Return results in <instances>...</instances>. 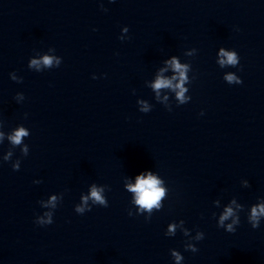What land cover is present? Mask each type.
Instances as JSON below:
<instances>
[{
	"label": "clouds",
	"instance_id": "obj_1",
	"mask_svg": "<svg viewBox=\"0 0 264 264\" xmlns=\"http://www.w3.org/2000/svg\"><path fill=\"white\" fill-rule=\"evenodd\" d=\"M114 2V0H110ZM107 11V9H104ZM124 33H127L129 29L124 27L122 29ZM125 37L121 36L120 39L123 40ZM48 51L55 52L54 48H49ZM196 49H191L186 51L184 54L186 56H194L196 54ZM219 59L217 60L218 65L221 68L226 66L236 67L239 64V56L235 50H225L224 47L219 49ZM62 63V58L59 56L53 55H43L39 59L30 58L28 62L29 69H35L37 72H40L42 67L51 69L54 67H59ZM172 70L177 74L174 75L171 79L164 78L162 76H157L155 82L151 84V88L156 92V99L160 101V90L161 89H170L175 92V100L178 105L186 104L190 101L191 97L186 95L189 89L184 85L190 83L188 77V72L191 71L190 63H180L177 56L173 55L170 60L165 61ZM163 71V69L161 70ZM10 78L16 82H22V78L18 77L15 73H10ZM96 77L93 76V79ZM223 79L228 84H241L242 80L235 73L229 72L224 75ZM173 81H177L173 83ZM17 102H20L24 99L22 93H17L16 95ZM164 101H168V97H164ZM137 104L140 105L139 111L143 113H148L151 111L152 105L143 99L137 100ZM164 106L171 111V106L169 103H164ZM203 113H201L202 115ZM2 127V125H0ZM30 135L29 130L24 126H17L13 129L8 135L7 140L10 142L12 148L20 147L21 153L23 156H27L29 153V147L27 144H24V139ZM5 139V132L0 131V143ZM13 156L12 149L3 156L4 161H9ZM14 171H18L20 168V161L16 160L12 164ZM34 183H40V181H34ZM164 180L159 178L157 175H154L152 171H147V174L141 173L136 176L135 184L128 183L126 188L129 192L134 193V204L138 206V209L135 215H140L147 213L145 220H150L153 210L159 211L163 207L162 201L166 198L168 190L164 187ZM244 187H249V182L244 180ZM108 188L107 185L97 186L93 183L90 187L88 195H82L80 198V203L75 206V212L77 214H84L86 211H91L92 205H99L102 207H108V201L104 195L105 190ZM62 199V195L60 197ZM91 201V204L89 203ZM40 206L43 208H50V211H46L43 215L37 216L35 223L40 226H46L53 223V210L57 207V197L55 195L51 196L47 203H44L43 200L40 202ZM215 206L219 207L220 201H214ZM233 204H236L235 198L232 199L231 203L226 206L217 220V226L223 228L229 233H234L236 227L240 224L239 212L243 210L244 206L241 204H236V209L232 207ZM239 210V211H237ZM129 216H133L134 213L131 209L128 212ZM264 218V199H261L258 203L250 207L248 213V221L251 224L253 229H256L260 226L261 219ZM231 220V223H225L226 221ZM182 227V232L186 237H189L190 240L185 244V250L191 251L193 253L198 251V248L191 240L200 241L204 239V233L197 231L194 237L191 236L190 231L187 228H184V221L181 220L178 222ZM177 222L170 223L167 227L165 233L166 236H174L176 234ZM171 256L174 258L175 264H180L184 259L180 252L176 250H171Z\"/></svg>",
	"mask_w": 264,
	"mask_h": 264
}]
</instances>
